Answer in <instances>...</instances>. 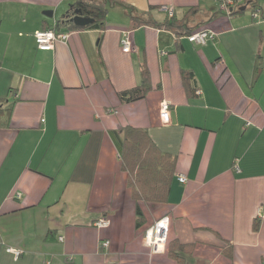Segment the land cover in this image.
<instances>
[{"label":"crops","instance_id":"1","mask_svg":"<svg viewBox=\"0 0 264 264\" xmlns=\"http://www.w3.org/2000/svg\"><path fill=\"white\" fill-rule=\"evenodd\" d=\"M79 1L107 7L104 29L41 50L36 32ZM163 5L184 21L179 34L131 27L137 15L164 21ZM232 12L213 0H0V264H179L175 243L189 247L186 264H264V0H237ZM187 29L216 39L194 44ZM143 64L151 90L121 100ZM128 126L176 158L169 201H140V227L115 138ZM164 216L169 241L152 252L144 236Z\"/></svg>","mask_w":264,"mask_h":264},{"label":"trees","instance_id":"2","mask_svg":"<svg viewBox=\"0 0 264 264\" xmlns=\"http://www.w3.org/2000/svg\"><path fill=\"white\" fill-rule=\"evenodd\" d=\"M75 9H81L85 16L94 18V22L85 27L77 26L72 20L75 15ZM107 14L108 9L105 6L93 2L79 1L76 8L70 10L50 28L57 33H69L79 28L104 29ZM144 24L166 26L177 34L180 33L179 30L183 29L185 25L183 20L176 18L175 12L172 16L166 15V19L162 22L150 21L147 14L132 16L131 27L133 29ZM192 33L193 30L191 29H187L184 32L187 37ZM258 68L260 67L258 66ZM141 77V83L137 87L119 93L121 100L132 102L147 95L151 90L152 84L150 71L146 64L142 66ZM183 80L190 94L192 91L197 94L200 93V89L195 88L193 84L194 73L192 71L183 70ZM115 134L120 148L123 169L129 174L128 184L132 190L133 199L137 202V227H140L144 223V214L139 205L140 201L148 203H166L169 201L171 188L176 178V158L171 154L162 152L145 129L128 126ZM132 151L133 155H131ZM258 224V222L255 223V228L258 227ZM187 250H190L189 247L175 243L170 246L169 254L177 258L179 264H186L182 254L183 251L186 252Z\"/></svg>","mask_w":264,"mask_h":264},{"label":"built area","instance_id":"3","mask_svg":"<svg viewBox=\"0 0 264 264\" xmlns=\"http://www.w3.org/2000/svg\"><path fill=\"white\" fill-rule=\"evenodd\" d=\"M218 2L220 8L227 13L231 14L233 11V5L237 0H213ZM161 10L165 12L167 15L172 16L175 12V8L173 6L163 5ZM36 41L38 47L41 50H51L54 48L55 43L59 40L65 41L69 37V33H57L54 29H44L42 31H38L35 34ZM216 37V33L209 29H200L194 31L191 35L188 36L190 42L205 45L209 40H214ZM122 47L124 51H130L131 44L128 39L122 40ZM170 108L171 104L167 101H163L161 103L160 108V117L164 124H168L170 122ZM178 180L181 183H186L188 178L184 174L178 175ZM109 220L107 218H101L96 222L98 227H106L109 225ZM170 229V219L168 216H164L157 220L152 226H150L145 233L144 243L145 246L149 247L152 252H160L165 250ZM62 240L63 237H60ZM103 245L106 248L110 247V241H103ZM15 255L18 257L21 255L20 250H13Z\"/></svg>","mask_w":264,"mask_h":264},{"label":"water","instance_id":"4","mask_svg":"<svg viewBox=\"0 0 264 264\" xmlns=\"http://www.w3.org/2000/svg\"><path fill=\"white\" fill-rule=\"evenodd\" d=\"M246 7H244L243 9H245ZM75 15L73 17V22L80 27H85L89 24H91L92 22H94V18L90 17V16H85L82 12L81 9H75L74 11ZM46 15L51 16V12L50 11H46L45 12Z\"/></svg>","mask_w":264,"mask_h":264},{"label":"rangeland","instance_id":"5","mask_svg":"<svg viewBox=\"0 0 264 264\" xmlns=\"http://www.w3.org/2000/svg\"><path fill=\"white\" fill-rule=\"evenodd\" d=\"M160 9H161V7H160ZM131 155H133V151H132Z\"/></svg>","mask_w":264,"mask_h":264}]
</instances>
